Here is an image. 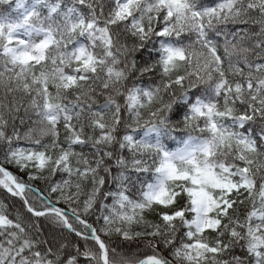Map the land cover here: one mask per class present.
<instances>
[{
	"label": "snow or ice",
	"instance_id": "6c2138e0",
	"mask_svg": "<svg viewBox=\"0 0 264 264\" xmlns=\"http://www.w3.org/2000/svg\"><path fill=\"white\" fill-rule=\"evenodd\" d=\"M0 264H264V0H0Z\"/></svg>",
	"mask_w": 264,
	"mask_h": 264
}]
</instances>
